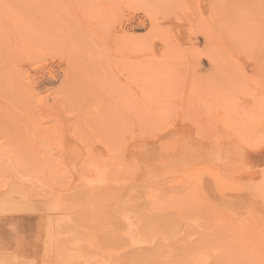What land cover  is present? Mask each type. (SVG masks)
<instances>
[{"label": "rangeland", "instance_id": "374dc122", "mask_svg": "<svg viewBox=\"0 0 264 264\" xmlns=\"http://www.w3.org/2000/svg\"><path fill=\"white\" fill-rule=\"evenodd\" d=\"M261 183L264 0H0V264L143 226L264 264Z\"/></svg>", "mask_w": 264, "mask_h": 264}, {"label": "bare ground", "instance_id": "6f19581e", "mask_svg": "<svg viewBox=\"0 0 264 264\" xmlns=\"http://www.w3.org/2000/svg\"><path fill=\"white\" fill-rule=\"evenodd\" d=\"M231 162V164H230V166H227V165H225V168L226 167H228V169H226V171H230V172H232V173H234L233 172V170H236L235 169V167H237V165L235 164V162L233 163V161H230ZM243 163V162H242ZM235 166H234V165ZM234 167V169L233 170H231V168L232 167ZM239 166V165H238ZM245 166V165H244ZM243 167V166H242ZM247 167H249V166H247ZM243 169V168H242ZM241 169V170H242ZM249 169V168H248ZM248 169L247 170H242V172H247L248 171ZM238 170V169H237ZM240 173H241V171L240 170H238ZM238 172V173H239ZM235 173H237V172H235ZM238 173H237V175H238ZM259 182H261V180H259V181H257V183H259ZM263 182V181H262ZM251 183L252 182H250L249 184L251 185ZM255 183V182H254ZM253 183V184H254ZM240 185H242L241 183H239ZM260 184V183H259ZM254 185H256L257 186V184L255 183ZM254 185L253 186H248L247 185V183H245V184H243L242 186L243 187H245V190L247 189V188H249L248 189V193L250 192V191H252L253 192V189L256 187H254ZM261 185L263 186L264 185V183H261ZM260 185V186H261ZM252 190H251V189ZM263 188H264V186H263ZM242 190H243V188H242ZM241 190V191H242ZM245 190H243L244 192H247V190L245 191ZM261 190V192H262V188L260 189ZM242 191V192H243ZM257 191H259L258 190V188L256 187V189H255V191L254 192H257ZM253 192V193H254ZM258 193V192H257ZM257 193H256V195H257ZM251 194V193H250ZM260 195H261V197L263 198V195H262V193H259ZM258 194V195H259ZM264 194V193H263ZM244 195V194H243ZM240 196V198H241V195H239ZM244 197V196H243ZM258 197V196H257ZM254 198V197H253ZM256 199V198H255ZM259 199H261V198H259ZM258 199V200H259ZM264 199V198H263ZM232 202V201H231ZM246 204V203H245ZM7 206H9V205H7ZM233 206V205H232ZM247 206V205H246ZM7 208V207H6ZM233 208V207H232ZM9 209V208H8ZM15 210V209H14ZM16 211V210H15ZM10 212H11V210H10ZM9 212V213H10ZM18 212V211H17ZM16 212V213H17ZM19 212H20V214L21 215H23L24 217H26L27 215H29V213H30V209L27 207V206H24V207H22L21 209H19ZM231 213H233L234 215L235 214H242V215H244V216H246V215H248V212L247 211H244L243 213L240 211V213L238 212V211H236V210H232L231 211ZM31 214V213H30ZM243 216V220H241V222H242V224H241V228H243V231H245L246 232V229H245V226L244 225H247L246 223L249 221V222H251V220L248 218V219H245V217ZM67 218V217H66ZM125 219H127V218H125ZM240 219V218H239ZM62 220H64V219H62ZM128 220V219H127ZM61 221V220H60ZM128 222H130V221H128ZM240 221H239V223H241ZM73 223H75V222H73ZM125 224L124 225H126L127 224V221L126 222H124ZM76 224V223H75ZM67 226V225H66ZM76 226H78V225H76ZM81 226V225H80ZM82 226H84V224L82 225ZM128 226V225H127ZM85 227H86V224H85ZM128 227H131V225L130 226H128ZM140 227V226H139ZM69 228V227H68ZM73 228V227H72ZM137 229H138V227H136ZM82 229V228H81ZM86 229H87V227H86ZM127 229V228H126ZM143 229H144V231H143ZM72 231L74 230V229H71ZM78 230V229H77ZM85 230V229H84ZM89 230V229H88ZM128 230H129V228H128ZM131 230H133V227H132V229ZM131 230H129V231H127V232H131ZM142 230V231H141ZM138 231H139V229H138ZM140 231L142 232V233H145V235H146V233H147V235L149 236L147 239V245L146 244H144V243H142L143 244V246L142 247H139V245H136L135 243L137 242L136 240V242L134 243V241H133V243L136 245V246H138V247H135V245L133 244V248L129 251V252H127V253H125V254H123V255H120V254H118V252H115L114 251V249H115V247L114 246H112V245H110V244H104V245H100L99 244V236H97V238H95V239H97L96 240V242L98 243L97 245L94 243V244H87V243H85V241H84V243L85 244H87V245H85L84 247H86V248H83V251L81 250V252L79 251L80 249L79 248H77L76 246H75V248H73L72 246V248L73 249H71V248H69L71 251H69L68 249H61V250H59V252H56L55 251V247H59V246H54L53 248V251L54 252H56L57 254H58V257H59V259H62V261H64L66 264H76V263H82V264H135V263H141V262H148V263H150V264H226L225 263V259L220 255L219 256V259H218V261L217 262H215V261H212V258H211V256H212V254L210 253V250L209 249H207L206 248V244H203V245H200V247L199 248H196L197 246H193L192 244H191V242H190V240L188 239V238H186V236H182L181 238H179L178 240H177V242H175V243H173V244H169V243H167L166 242V240H167V238H171L172 237V235H173V233H172V231L170 230V229H168V228H165V227H157V228H150L149 226H143V228L142 229H140ZM146 231V232H145ZM67 232V231H66ZM79 232V231H78ZM78 232H76V233H78ZM135 232V230L133 231V232H131V235L133 236V233ZM61 233H62V231H61ZM60 233V234H61ZM69 233V232H68ZM75 233V234H76ZM85 233V232H84ZM59 234V236H61ZM63 234H65V231H63ZM71 234V233H70ZM79 234V233H78ZM54 235H58V234H55L54 233ZM68 235V234H67ZM84 235V234H83ZM94 235V234H93ZM131 235H130V237L128 238V239H130L131 238ZM142 235V234H141ZM145 235H143V237L145 236ZM147 235H146V237H147ZM158 235H161V236H163V237H161V238H159V239H154V237H156V236H158ZM58 236V237H59ZM62 236H64V235H62ZM82 236V235H81ZM87 236V235H86ZM95 236V237H96ZM127 236V235H126ZM128 236H129V234H128ZM56 237V236H55ZM55 237H54V239H55ZM57 237V238H58ZM68 237V239H69V236H67ZM72 237H73V239L72 240H74V237L75 236H73L72 235ZM142 237V238H143ZM75 238H77V237H75ZM86 238V237H85ZM118 238V237H117ZM82 239V238H81ZM127 239V240H128ZM136 239V238H135ZM144 239V238H143ZM146 239V238H145ZM62 240V239H61ZM77 240V239H76ZM75 240V241H76ZM109 240H114V239H109ZM115 240H117V239H115ZM131 240V239H130ZM151 240V241H150ZM64 240H62V242H63ZM65 241H67L66 239H65ZM69 241H71V240H69ZM68 241V242H69ZM78 241V240H77ZM89 241V240H88ZM87 241V242H88ZM144 241V240H143ZM150 241V242H149ZM61 242V243H62ZM92 242V241H91ZM129 242H131V241H129ZM144 242H146V241H144ZM56 243V242H55ZM70 243V242H69ZM74 243V242H73ZM115 243V242H114ZM128 243V242H127ZM127 243L126 244H124V245H126V247H125V249L127 248L128 249V247L127 246H129L130 244H128L127 245ZM64 244V243H63ZM65 244H66V242H65ZM138 244V243H137ZM78 245V244H77ZM145 245V246H144ZM80 246V245H79ZM78 246V247H79ZM205 246V247H204ZM69 247V246H68ZM82 247H83V244H82ZM62 248V247H61ZM64 248V247H63ZM77 248V249H76ZM123 247H121V249H122ZM79 249V250H78ZM124 249V248H123ZM69 253H68V252ZM94 253V255H91V254H93ZM81 255V256H80ZM98 257V258H97ZM93 258H96V259H94L93 261H91ZM230 264H237L235 261H233V262H231Z\"/></svg>", "mask_w": 264, "mask_h": 264}]
</instances>
